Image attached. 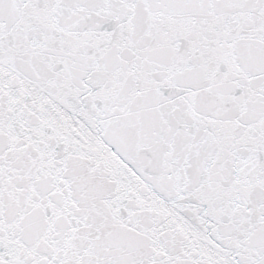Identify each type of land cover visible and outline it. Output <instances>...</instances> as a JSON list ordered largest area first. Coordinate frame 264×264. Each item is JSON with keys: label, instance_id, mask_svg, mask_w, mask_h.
<instances>
[{"label": "snow or ice", "instance_id": "snow-or-ice-1", "mask_svg": "<svg viewBox=\"0 0 264 264\" xmlns=\"http://www.w3.org/2000/svg\"><path fill=\"white\" fill-rule=\"evenodd\" d=\"M0 264H264V0H0Z\"/></svg>", "mask_w": 264, "mask_h": 264}]
</instances>
